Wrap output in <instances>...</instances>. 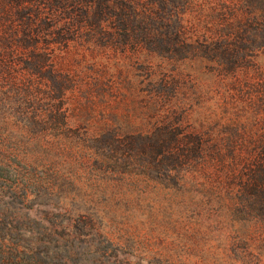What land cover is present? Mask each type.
Listing matches in <instances>:
<instances>
[{
    "label": "rangeland",
    "instance_id": "1",
    "mask_svg": "<svg viewBox=\"0 0 264 264\" xmlns=\"http://www.w3.org/2000/svg\"><path fill=\"white\" fill-rule=\"evenodd\" d=\"M55 5L0 47V154L46 192L0 204L87 263L264 264V0H0L4 35Z\"/></svg>",
    "mask_w": 264,
    "mask_h": 264
},
{
    "label": "trees",
    "instance_id": "2",
    "mask_svg": "<svg viewBox=\"0 0 264 264\" xmlns=\"http://www.w3.org/2000/svg\"><path fill=\"white\" fill-rule=\"evenodd\" d=\"M99 1L102 2L104 0H98V3ZM17 3L18 2H15V7H21ZM43 4L44 2L42 1L41 5ZM40 7L42 6H37L35 8V17L38 22L41 23L35 24V29L32 27L33 25L28 26L20 23L19 27L14 26L13 28H8L7 33L9 34L8 37L11 36V40L4 35V29L1 25L2 20H0V47H10L12 52V48L14 47L15 50V46L17 45L14 38H23L22 36L28 37L32 32L37 33L36 26L41 29L42 26L45 25L48 27V30L53 31L51 32L53 34L54 31L57 33L58 30L63 29L66 24H69L68 21L71 19L70 15L67 13L63 18H59L60 16L57 15L59 12L56 10L57 5L54 6L55 8L53 10L48 9L49 12H43L44 7ZM122 8V6H119L117 12L122 11ZM0 9L3 11V14L6 15L5 8L0 6ZM90 12L93 15L94 13L100 15V13L103 12V8L98 10L95 9ZM83 13L87 14V11ZM132 15H135L133 11ZM44 16L46 18H44ZM2 18L6 19L5 17ZM66 29L67 28H64V30ZM2 55H5V53H2ZM6 65L0 51V67L5 69V67H8ZM61 118H63L62 115ZM44 178L43 173L36 175L31 170H28L25 174H21L17 167L10 168L9 164L4 162L3 154H0V196H3L4 193L18 194L21 196L19 200L23 201L29 200L30 198L28 197L30 195L31 197H35L37 195L46 194V192L43 191L45 188L42 187ZM13 202L16 201L13 200L10 203L3 202L0 204V264H92V262H85V258L83 261L76 260V258L68 254L66 244L64 243L73 241L74 239V236L68 228H64L69 231L65 239L53 238L51 236L52 234H48V240L41 239L40 235H42L43 232H52V228L47 226V224H49L46 220L47 218H42L47 224H42L39 221L30 219L18 212V208L13 205ZM57 202H59V200H57ZM19 203L23 205V202ZM12 209L17 210L16 212H11ZM75 219L79 222L90 220L89 217L82 212H77ZM83 251L84 250L76 253L81 256L84 254Z\"/></svg>",
    "mask_w": 264,
    "mask_h": 264
}]
</instances>
